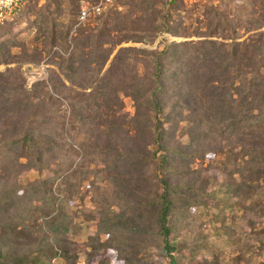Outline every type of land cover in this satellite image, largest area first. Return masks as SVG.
<instances>
[{"label": "trees", "instance_id": "16d2710c", "mask_svg": "<svg viewBox=\"0 0 264 264\" xmlns=\"http://www.w3.org/2000/svg\"><path fill=\"white\" fill-rule=\"evenodd\" d=\"M182 1L113 0L73 36L79 0L37 11L23 0L0 23V64H14L0 72V150L11 158L0 172V264H73L68 208L85 181L99 205L92 252L117 247L124 264H191L182 248L209 249L201 231L180 238L192 209L216 198L196 160L210 153L228 169L227 194L264 188V0H220L194 28ZM15 23L34 31L29 43ZM128 41L146 46L118 47L103 69ZM42 51L55 68L26 89L20 65ZM31 169L48 176L23 183Z\"/></svg>", "mask_w": 264, "mask_h": 264}, {"label": "rangeland", "instance_id": "374dc122", "mask_svg": "<svg viewBox=\"0 0 264 264\" xmlns=\"http://www.w3.org/2000/svg\"><path fill=\"white\" fill-rule=\"evenodd\" d=\"M86 1L89 0H79L78 7ZM182 2L187 10L184 24L190 28H194L203 22V12H205L206 7L220 4V0H183ZM30 3L36 6L37 11V8L44 3V0H30ZM63 17L64 11L60 13L58 17L59 21L63 20ZM94 25L95 22L91 18L83 23H79L77 19L70 32V36H73L81 28L85 29ZM25 26L26 23H15L12 29L23 40L28 38L26 40L29 43L31 37L34 35V31L29 34ZM258 30H264V26ZM250 33H243L239 40L247 39ZM161 37H165L169 41L198 39V37L194 36L180 37L168 33L162 34ZM40 42V39L37 40L38 46L41 45ZM157 42L158 39L149 48H154ZM121 46L144 47L146 45L130 41L121 42L116 46L103 69L108 66L113 54ZM52 51L62 54L60 46H55ZM49 58L50 55L42 51L39 63L26 62L20 65L21 72L25 78L26 89H29L34 81L46 78L50 68H55V64L48 61ZM13 66V63L0 64V72H3L6 67L10 68ZM124 101L125 104L121 112L131 115L133 113L131 101L129 98H125ZM226 146L228 145L226 144ZM7 150H0V172L5 167V163L11 160ZM194 166L200 167V176L207 181V190L214 192L216 198L212 201L211 199L207 200L206 207L192 209V223L182 230L180 238L188 240L189 236H194L193 234L196 235L201 231L206 234L209 249L189 253L185 248H182L181 252L187 260L193 258L191 264H201L203 259L208 261L207 264H213L212 262L215 257L217 258V264H232L233 260L236 261V264H262L264 261V216L255 214V210L264 204V188L251 190L248 195L237 194L232 196L226 193V185L232 182L228 177V169L224 166L222 167L218 160L215 162L213 154L209 153L204 161L196 160ZM46 176L48 174L38 173L31 169L23 173L21 181L24 183L28 180L42 179ZM261 182L264 181L261 180ZM80 192V197L74 198L68 208L69 212L77 214L74 223L76 228L72 229L69 235L71 239V252L75 257L73 264H124L123 259L118 256L119 249L117 247H101L95 253L92 252V246L97 244L93 240L94 234L97 231V214L95 210L99 208V205H95L94 203V196L88 181L82 183ZM88 212L92 213L93 219L86 217ZM95 238L97 241L107 242L109 237L100 234ZM154 250L152 248L151 251ZM152 258L160 260L161 256L152 255Z\"/></svg>", "mask_w": 264, "mask_h": 264}, {"label": "built area", "instance_id": "2783aa9c", "mask_svg": "<svg viewBox=\"0 0 264 264\" xmlns=\"http://www.w3.org/2000/svg\"><path fill=\"white\" fill-rule=\"evenodd\" d=\"M113 0H94L83 2L79 7L78 21L83 23L90 17L100 14L109 6ZM23 0H0V23L5 20L12 19Z\"/></svg>", "mask_w": 264, "mask_h": 264}]
</instances>
